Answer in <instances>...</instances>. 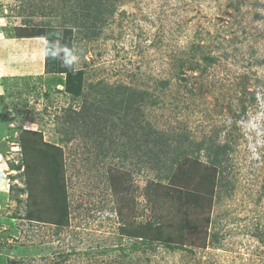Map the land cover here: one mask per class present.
Here are the masks:
<instances>
[{
  "label": "rangeland",
  "instance_id": "374dc122",
  "mask_svg": "<svg viewBox=\"0 0 264 264\" xmlns=\"http://www.w3.org/2000/svg\"><path fill=\"white\" fill-rule=\"evenodd\" d=\"M80 3L0 0V258L264 264V0H113L112 12L90 30L76 19ZM47 28L64 31L56 43L59 74L45 72L47 40L34 33ZM202 53L216 62L206 67ZM198 59L202 67L191 71ZM73 70L84 72L86 94L79 98L66 89ZM118 86L151 95L142 120L158 131L230 145L227 170L212 168L204 150L159 182L133 139L119 131L90 137L82 122L71 127L84 98L102 106L95 90L100 96ZM24 129L37 132L29 134L31 143L52 146H34L26 156L36 168L29 188L19 143ZM49 152L64 168L71 215L62 229L18 219L28 211L56 215L52 195L38 194L47 183ZM221 178L227 187L219 194ZM126 230L161 241L131 251L142 239L126 237Z\"/></svg>",
  "mask_w": 264,
  "mask_h": 264
},
{
  "label": "trees",
  "instance_id": "16d2710c",
  "mask_svg": "<svg viewBox=\"0 0 264 264\" xmlns=\"http://www.w3.org/2000/svg\"><path fill=\"white\" fill-rule=\"evenodd\" d=\"M110 1L113 0H80L81 3L78 6V11H76L75 13L76 19L82 20L84 21V23L89 24L81 25L86 30L96 28L97 24L91 25L92 21L94 22L98 20L100 23L102 22L101 20L103 14L112 12L111 9L109 10ZM86 17H91V19H87ZM34 33L36 35H40H37L36 37H44L47 40L45 51V72L47 74H59L62 71V56L59 52H57L58 50L56 48V43L58 42L57 44H60L62 42L64 31L60 28H47L46 31H36ZM92 34L96 35L95 32H93ZM51 41L55 42L51 43ZM53 45L55 46V53L51 54ZM192 50L202 51L199 46L192 47ZM202 54L203 55L201 56V60L203 61V64L205 63L206 67L213 65L216 62V59L210 54ZM201 60L198 59V62H195V66L190 67V70H200V68L202 67L200 62ZM184 65L185 64L182 63V66ZM66 89L75 98H79L86 94L84 72L82 70H73L68 72ZM94 94L97 95L96 97H94V102H98V104H102V106L105 105L106 108L104 109L100 105L95 106L93 103L89 104L87 102L88 97L84 98V104L80 111L81 113H75L76 117L74 118V120L70 119L71 127L75 128L78 126L81 128L83 126H79L78 123L82 122V124L85 126V129L87 128L86 133L89 134L90 137H101L102 132L105 133V136H107V133H109V135L114 137V133L116 131H119L118 133H120L122 136H128L129 138L133 139L136 151L144 148L143 159L145 158V160L143 161V163H145L148 168H150V170H155L158 172L157 179L159 180V182L163 181V179H171L180 165L185 161V159L193 158V160H198L204 150L207 151L206 153L209 159L208 163L212 168L218 169L221 173L227 170V167L224 165L225 162L229 159V153L232 149L230 145L224 144L221 146L216 145L213 142H208L207 144L206 141L198 143L191 142L186 136L175 133L166 134V132L158 131L153 125L144 122V120H142L144 117L143 108L152 100L151 95L147 92H140L137 90H133L132 88H124L122 86H118L117 88H112V90H104V92L100 93V96L99 92H96V90ZM250 99L251 103H254L256 101L254 95L250 96ZM245 110L246 108L243 107L242 111L245 112ZM96 113H99V115ZM96 118H99L101 123H94ZM114 118L116 120H114ZM96 121L98 120L96 119ZM90 126L96 129L97 132L92 133L91 131H89ZM107 128L108 132L107 130H103ZM23 131L24 132L22 137L19 138V143L22 156H24L23 163L25 166L12 165L11 170L19 171L21 167L24 166V172L26 177L28 178L27 187L29 188L31 186V182H29V180L31 178H35L34 173L36 168L35 166L31 167V165L28 163L30 157L26 156L31 155V150L34 151V146H38V150H40L43 145L45 146V148L46 146H52L45 143L42 139L40 140V142L34 141L31 143L29 134H36L37 132L26 129H24ZM139 133H141V135H139ZM67 140L69 141V139ZM56 147V150H62L58 146ZM43 157H46L47 161L49 162V167L47 169L48 177L46 181L47 183L40 191H38V194L45 195L49 193L52 195V210L56 215L51 219H43L42 217L37 216L35 213L28 211L24 218L18 217V219L26 220L31 224L33 222H38L62 229L69 225L71 215L66 192L64 168L61 166V163L59 162L57 157L55 155H51L50 152L45 153ZM38 183L39 181H37V185ZM226 187L227 186L225 185L223 178L217 181L219 194H221V191ZM21 191L25 192V190ZM34 194H36V191L35 193L32 190L29 191L28 199L32 200ZM124 235L130 238L133 237L135 239H142L141 242L133 244V246L131 247V251L139 250L147 243L153 244L154 242L161 241V239L158 238H150L148 233L141 234L138 232H128L126 230V233H124ZM255 237L259 238L260 236L259 234H255ZM261 241L264 242V239H261ZM123 251L125 250L123 249ZM0 264H22V262L0 258Z\"/></svg>",
  "mask_w": 264,
  "mask_h": 264
},
{
  "label": "clouds",
  "instance_id": "9594fccd",
  "mask_svg": "<svg viewBox=\"0 0 264 264\" xmlns=\"http://www.w3.org/2000/svg\"><path fill=\"white\" fill-rule=\"evenodd\" d=\"M45 67V66H44Z\"/></svg>",
  "mask_w": 264,
  "mask_h": 264
}]
</instances>
